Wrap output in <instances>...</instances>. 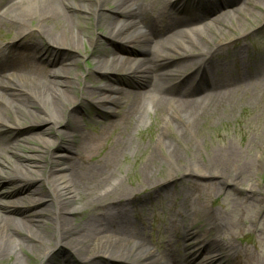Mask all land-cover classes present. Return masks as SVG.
Masks as SVG:
<instances>
[{
  "label": "bare ground",
  "instance_id": "1",
  "mask_svg": "<svg viewBox=\"0 0 264 264\" xmlns=\"http://www.w3.org/2000/svg\"><path fill=\"white\" fill-rule=\"evenodd\" d=\"M15 1L0 6L3 10L0 20L10 19L11 25L18 26L12 43L0 48V170L3 169L0 172H4L5 184L10 189L0 198V262L9 258L8 264H25L21 255L27 254L30 264L38 260L49 264L54 254L65 251L72 256L64 260L65 264H185L163 255L155 258V250L138 243L139 238L134 233L137 222L127 211L130 194L120 181H113L110 168L117 160L119 152L116 150L129 144V136L115 140V148H118L101 164L88 166L91 172H86L84 162L87 163V158L93 157L107 142L109 128L129 125L136 119L141 121L144 113L162 112L164 108L168 119L164 118L158 144L162 145L168 159L179 162L182 154L178 145L185 140L184 129L193 130L200 119L216 115L241 89L248 91L253 87L244 80L239 84L214 82L209 70L221 63L218 56L234 44L233 31H243L244 14L257 11L259 3L254 0H205L201 6L198 0H193L198 3L202 17H210L228 7H241L242 12L237 13L235 22L234 15H226L214 25L189 34L183 30L187 21L178 17V12L185 10L189 0ZM23 3L27 5L26 14L18 11ZM79 14L85 15L83 18L87 20L93 19L96 29L107 31L105 42L108 45L100 50L105 53L102 55L106 60L97 62L100 66L87 74L88 80L83 87L77 86L79 75L73 76L66 67L70 62L77 63L75 56L80 54L79 46L84 38L94 47H98V42L100 46L102 39L83 28L86 22ZM28 19L37 20L33 30L25 26ZM34 57L50 60L61 70L46 75ZM97 73L106 83L93 87ZM128 93V106L122 112ZM93 103L104 113L106 129L96 137H85L79 116ZM110 109L112 112H107ZM23 113L32 124L26 129L28 134L48 124L65 125L66 129L58 132L68 157L64 165L55 161L49 178L40 174L41 167L36 162L34 169L38 170L33 171L29 163H23L22 171L5 157L7 137L2 136L5 133L1 130L9 129L10 124L15 125L21 118L26 119ZM174 118L178 123L177 136L171 139V144H166V130L174 123ZM51 130L48 127L39 136L51 137ZM42 145L46 148L48 142ZM242 158L237 148L229 145L214 156L212 175L199 167L197 172L188 168L185 173L196 180L233 174L232 182L236 184L250 165L241 161L242 166H237ZM231 162H236V166H231ZM158 163L155 154L148 156L141 172L144 178L141 185H158L151 179L152 169L159 166ZM29 182L31 186H21ZM38 182L41 184L35 186ZM44 183L48 186L46 190ZM91 185L97 191L92 193L100 196L89 205H101L110 198L116 202L101 206L102 216L86 218L88 214L82 211L88 208L79 212L74 205L84 192L91 190ZM167 187H157L149 196L168 194L170 187ZM250 190L256 192L253 187ZM21 193L23 195L18 197ZM14 197L16 199L11 202L3 203L2 199ZM204 212L211 229H205V225L200 228V239L190 251L193 264H264V261H256L253 255L241 257L239 248L229 237L225 246L205 239L215 230L227 232V224L217 211L205 208ZM74 216H79L75 225L71 223ZM47 220L53 226L47 225ZM193 225L195 223L188 224L187 231ZM160 250L164 252L162 246Z\"/></svg>",
  "mask_w": 264,
  "mask_h": 264
},
{
  "label": "rangeland",
  "instance_id": "2",
  "mask_svg": "<svg viewBox=\"0 0 264 264\" xmlns=\"http://www.w3.org/2000/svg\"><path fill=\"white\" fill-rule=\"evenodd\" d=\"M198 1L201 6L205 3V0ZM210 1L207 0V2ZM254 1L259 3L257 11L250 10L253 14H244L246 20L241 19L243 31H233L231 37L235 38L234 44L230 45L232 46L230 50L218 56L221 63L209 70L210 78L214 82L224 84L236 82L235 84H239L241 80H244L248 86L253 87L248 91L241 89L216 115L200 119L193 130L185 131L186 126L182 127L186 133L185 140L180 141L181 144L178 145L182 154L179 162L175 163L168 159L164 148L158 144L163 132L162 123L164 118L168 119L165 115V108L162 112L149 111L147 114L144 113L141 116V121L136 119L129 125H117L116 128H109L106 135L107 142L103 143L99 151L94 152L93 157L87 158V163L84 162L86 172H91L92 170L88 166L101 164L107 157H110L114 149L118 148H115V140L119 137L122 138V136H129V144L127 143L125 148L119 147L116 150L119 152L116 156L117 160L110 168L113 172V181H120L122 187L127 189L130 194L128 198H131V202L127 205V211L129 217L137 222L134 233L139 238L138 243L139 245L145 244L150 249L155 250V258L163 255L167 259L186 261L191 250L188 245L193 246L192 250L195 248L194 244L197 239H200L202 225H205V229H211L209 218L204 212V209L207 208L217 211L227 224V232L223 234V232L215 230L208 235L207 240H215L225 246L228 243L227 237H229L231 242L239 248L241 257L249 254L253 255L256 261H264V0ZM26 3L21 4L18 10L21 14H26ZM10 4H14L13 0H0L1 6ZM185 7V10L178 12V17L187 21L183 30L192 34L191 29L197 23L189 20L194 19L191 18L194 15L195 17L199 15L200 9L198 3H194L193 0H189ZM240 9L241 7L225 8L210 16L211 19L207 23L214 25L226 15H234L232 20L235 22L238 18L237 13L242 12ZM2 11L0 9V15H2ZM79 15L82 17V21L86 22L84 24L86 27L83 28H86L88 33L98 35L102 39V44L99 46L100 42H98V47H94L90 45L88 38H84L79 46L80 54L75 56L77 63L74 64L75 61L70 62L66 67L73 76L79 75L77 86L83 87V84L88 80L87 74L93 73L94 68L100 66V64L97 65V62L106 60L105 56L102 55L105 53L100 50L106 49L108 45L105 42L107 31L103 28L96 29L93 19L87 20L83 18L86 17L85 15ZM9 21L10 19L4 20V18L0 20V46L12 43L18 30V26L11 25ZM36 22V19H28L24 23L26 27L33 30ZM48 62L50 66H42L46 75L53 70H61V67H54L50 60ZM93 82V87L102 86L106 83L105 80L100 79V73L94 74ZM257 85L260 87H256ZM129 94L125 95L126 103L123 104L122 112L128 106V99L126 98L130 96ZM35 108L36 106L33 107V109ZM107 112H112V110ZM169 113L167 116H170ZM23 116L26 119L21 118L16 123L17 125L15 124L16 126L10 124L9 129L1 130L5 133V136H2L7 137L6 148L8 153L5 157L22 171L24 169L23 163H29L32 166L29 165V168L33 171L38 170V168L34 169L33 163L36 162L41 167L38 170L40 174L49 178L55 169V161L59 160L60 164L64 165V159L68 157L63 150L65 145L62 143V137L59 136V132L62 133L66 129L65 125L53 127L48 126V124L40 126L34 130L35 132L28 134L26 129L32 124L28 121L25 113ZM79 118L81 120V132L85 137H96L97 134L106 129L104 128L106 125L104 113L100 111L96 103L84 109ZM37 122L40 123L39 120ZM45 127L52 129L51 137L39 136V133L46 129ZM177 127L178 123L175 119L174 123L166 130L168 132L166 144H171L173 142L171 139L177 136ZM26 139L27 141H25ZM42 142H48V146L44 148ZM229 145L235 146L243 157L237 166H242L241 161L250 164L247 173L239 177L236 184L232 182L233 174H225L223 178L220 174L219 176H208L206 179L196 180L192 179L193 177L189 178V173H185L188 168L197 172L199 167V170L204 169L203 172L212 175L214 156L224 151ZM151 154H155L159 161V166L152 169L154 174L151 179L158 182L155 187L153 184L141 185L144 179L141 173L142 168ZM25 157L30 158V160ZM230 165L236 166V162H231ZM25 170L29 173L28 169L25 168ZM5 181L4 172H0V198L5 192L10 191ZM29 183H21V186L29 187L32 185L31 182ZM40 184L38 182L35 186ZM165 186L170 187L168 194L150 197V193L153 194L157 187L163 189ZM43 187L46 190L48 186L44 183ZM252 187L256 192L252 193L250 190ZM94 190L95 188L92 186L91 190L84 192L79 197L80 200L74 205V208L79 212L88 208L82 211L88 214L86 218L93 215L102 216L103 212L100 207L116 202L110 198L105 203L102 202L101 205H89L92 204L95 197L100 196L99 193H92ZM22 195V193L17 194L18 197ZM13 199L16 197L2 200L3 203H9ZM78 217H71L73 225L76 224ZM191 219L195 220V225L188 232L186 227L189 222L191 223ZM46 224L53 226L52 222L48 220ZM186 232L189 233V238H185ZM160 246L163 247L164 252L160 250ZM232 252L236 256L234 251ZM68 257L72 258L65 251H58L47 263L65 264L64 260H68ZM21 258L25 264H30L27 254L21 255ZM201 258L203 259L204 256ZM201 258L199 261L202 260ZM73 259L77 258L73 256ZM9 261L8 258L0 264H8ZM189 261L190 259H187L186 262ZM34 264H45V262L41 263L38 260Z\"/></svg>",
  "mask_w": 264,
  "mask_h": 264
}]
</instances>
